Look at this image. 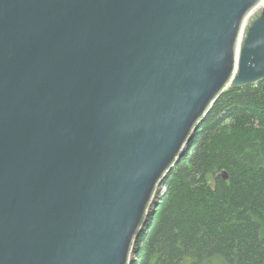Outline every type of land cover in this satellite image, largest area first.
<instances>
[{"label": "water", "instance_id": "obj_1", "mask_svg": "<svg viewBox=\"0 0 264 264\" xmlns=\"http://www.w3.org/2000/svg\"><path fill=\"white\" fill-rule=\"evenodd\" d=\"M262 79L264 0H0V264H130L217 97Z\"/></svg>", "mask_w": 264, "mask_h": 264}, {"label": "trees", "instance_id": "obj_2", "mask_svg": "<svg viewBox=\"0 0 264 264\" xmlns=\"http://www.w3.org/2000/svg\"><path fill=\"white\" fill-rule=\"evenodd\" d=\"M160 185L130 264H264V79L217 97Z\"/></svg>", "mask_w": 264, "mask_h": 264}, {"label": "rangeland", "instance_id": "obj_3", "mask_svg": "<svg viewBox=\"0 0 264 264\" xmlns=\"http://www.w3.org/2000/svg\"><path fill=\"white\" fill-rule=\"evenodd\" d=\"M164 190V187L162 186V185H160V186H158V195L160 194V193H162V191Z\"/></svg>", "mask_w": 264, "mask_h": 264}, {"label": "bare ground", "instance_id": "obj_4", "mask_svg": "<svg viewBox=\"0 0 264 264\" xmlns=\"http://www.w3.org/2000/svg\"><path fill=\"white\" fill-rule=\"evenodd\" d=\"M256 8H257V7H256ZM256 8H255V9H256ZM255 9H253V10H255ZM245 22H246V20H245Z\"/></svg>", "mask_w": 264, "mask_h": 264}]
</instances>
